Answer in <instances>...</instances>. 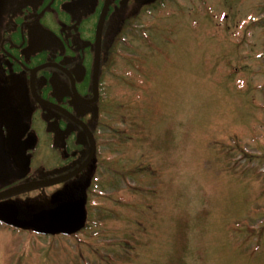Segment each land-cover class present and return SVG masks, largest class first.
Instances as JSON below:
<instances>
[{
	"label": "rangeland",
	"instance_id": "374dc122",
	"mask_svg": "<svg viewBox=\"0 0 264 264\" xmlns=\"http://www.w3.org/2000/svg\"><path fill=\"white\" fill-rule=\"evenodd\" d=\"M247 1L197 0L195 20L188 3L165 9L164 33L137 43L134 85L115 90L131 97L126 134L90 227L0 226V264H264V27L242 35Z\"/></svg>",
	"mask_w": 264,
	"mask_h": 264
},
{
	"label": "flooded vegetation",
	"instance_id": "af4514ba",
	"mask_svg": "<svg viewBox=\"0 0 264 264\" xmlns=\"http://www.w3.org/2000/svg\"><path fill=\"white\" fill-rule=\"evenodd\" d=\"M196 1L0 0V196L35 186L1 198L0 210L33 215L95 195L126 134L117 106L131 97L115 90L135 83L137 43L164 33L172 4L188 3L195 20ZM247 3L237 27L261 35L264 0Z\"/></svg>",
	"mask_w": 264,
	"mask_h": 264
},
{
	"label": "water",
	"instance_id": "95a60500",
	"mask_svg": "<svg viewBox=\"0 0 264 264\" xmlns=\"http://www.w3.org/2000/svg\"><path fill=\"white\" fill-rule=\"evenodd\" d=\"M33 187H35L33 184L21 186L1 195L0 199ZM0 220L19 229L30 228L41 235H74L85 226V202L64 203L56 209L45 210L33 215L29 221L20 220L16 209L6 207L0 210Z\"/></svg>",
	"mask_w": 264,
	"mask_h": 264
},
{
	"label": "bare ground",
	"instance_id": "6f19581e",
	"mask_svg": "<svg viewBox=\"0 0 264 264\" xmlns=\"http://www.w3.org/2000/svg\"><path fill=\"white\" fill-rule=\"evenodd\" d=\"M119 106V105H118ZM122 113H125V112H122ZM17 211V210H16ZM18 212V211H17ZM24 213H26V214H28L27 212H24ZM19 214V213H18ZM35 214H37V213H35ZM19 215H22V214H19ZM34 215V214H33ZM66 237H74L73 235H68V236H66Z\"/></svg>",
	"mask_w": 264,
	"mask_h": 264
},
{
	"label": "trees",
	"instance_id": "16d2710c",
	"mask_svg": "<svg viewBox=\"0 0 264 264\" xmlns=\"http://www.w3.org/2000/svg\"><path fill=\"white\" fill-rule=\"evenodd\" d=\"M89 223H90V221H89ZM89 227H90V225H88V226H87L86 230H87ZM78 236H79V235H77V236H74V237H78Z\"/></svg>",
	"mask_w": 264,
	"mask_h": 264
}]
</instances>
